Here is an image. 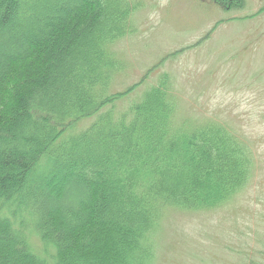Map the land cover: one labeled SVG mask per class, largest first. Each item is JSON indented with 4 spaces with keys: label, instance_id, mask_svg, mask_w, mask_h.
Instances as JSON below:
<instances>
[{
    "label": "trees",
    "instance_id": "1",
    "mask_svg": "<svg viewBox=\"0 0 264 264\" xmlns=\"http://www.w3.org/2000/svg\"><path fill=\"white\" fill-rule=\"evenodd\" d=\"M120 4L0 0V264H151L167 210H214L248 183L249 147L178 122L168 75L118 109L145 83L112 90L132 31Z\"/></svg>",
    "mask_w": 264,
    "mask_h": 264
},
{
    "label": "rangeland",
    "instance_id": "2",
    "mask_svg": "<svg viewBox=\"0 0 264 264\" xmlns=\"http://www.w3.org/2000/svg\"><path fill=\"white\" fill-rule=\"evenodd\" d=\"M120 1L132 31L112 47L124 66L112 90L145 83L118 109L168 75L178 122L227 126L252 152L248 183L222 207L165 212L151 264H264V0L228 10L215 0ZM32 244L52 259L37 235Z\"/></svg>",
    "mask_w": 264,
    "mask_h": 264
}]
</instances>
